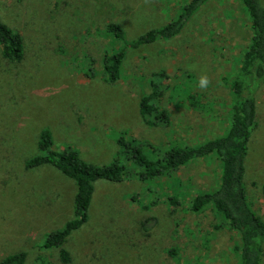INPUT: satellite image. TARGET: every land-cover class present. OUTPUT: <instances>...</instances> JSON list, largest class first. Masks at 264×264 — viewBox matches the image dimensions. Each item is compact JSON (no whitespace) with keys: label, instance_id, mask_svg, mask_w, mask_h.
<instances>
[{"label":"rangeland","instance_id":"obj_1","mask_svg":"<svg viewBox=\"0 0 264 264\" xmlns=\"http://www.w3.org/2000/svg\"><path fill=\"white\" fill-rule=\"evenodd\" d=\"M184 2L0 0V18L24 45L19 62L0 52V259L21 251L23 264H237L235 231L210 204L189 208L196 194L217 186V157L142 180V167L114 141L132 137L144 153L161 157L174 144L226 130V84L251 36L238 0H207L178 35L127 48L114 82L101 68L104 52L122 46L104 35L105 23H118L130 39L174 18ZM150 81L160 87L153 104L168 111L167 125L138 112ZM183 89L200 107L185 104ZM254 98L243 183L250 208L264 221V83ZM43 128L51 133V149L71 146L94 164L117 159L126 171L120 181L95 183L86 221L61 245L69 255L64 262L58 247L43 241L72 218L75 185L52 165H24L38 153Z\"/></svg>","mask_w":264,"mask_h":264},{"label":"trees","instance_id":"obj_2","mask_svg":"<svg viewBox=\"0 0 264 264\" xmlns=\"http://www.w3.org/2000/svg\"><path fill=\"white\" fill-rule=\"evenodd\" d=\"M207 0H185L174 18L164 24L149 28L135 37L127 39L122 27L113 21L104 25V35L120 40L122 46L101 56V68L108 82L118 79L121 64L127 48H134L158 39L178 35L187 20ZM249 22L251 36L245 46L231 80L227 82L230 96V117L226 130L214 137L198 142L174 144L161 157L144 153L134 138L129 140L117 135L115 143L128 151L131 159L142 171L140 179L153 178L160 173L173 172L180 166L213 153L220 162V174L214 189L196 194L190 202V210L198 211L210 204L213 212L226 221L227 227L235 231L237 242L233 251L238 257L237 264H263L264 221L249 205L244 187V159L247 152L250 129L255 117L254 93L264 83V5L261 0H238ZM0 52L9 62H19L24 56L22 36L0 18ZM150 92L142 94L138 101V112L164 125L169 123L168 111L153 104L161 96L159 85L150 81ZM171 90V89H170ZM170 92V91H169ZM179 92V91H178ZM180 93V92H179ZM185 104L196 105L195 94L183 89ZM180 95V94H179ZM178 95V96H179ZM169 100L173 101L170 93ZM196 102V103H195ZM193 103H195L193 105ZM202 107V106H201ZM52 138L47 128L39 130L38 153L24 161L27 168L49 164L70 178L75 191L72 198L73 216L60 229L46 234L43 246L58 247L60 261H68L67 251L61 247L65 237L80 227L87 218L86 211L98 180L120 181L125 175L124 166L117 159L105 164H94L82 159L78 151L65 146L61 150L51 149ZM152 151V150H151ZM264 194V186L262 187ZM174 200L173 197L169 198ZM172 255L173 252H170ZM24 252L8 254L0 259V264H23Z\"/></svg>","mask_w":264,"mask_h":264},{"label":"clouds","instance_id":"obj_3","mask_svg":"<svg viewBox=\"0 0 264 264\" xmlns=\"http://www.w3.org/2000/svg\"><path fill=\"white\" fill-rule=\"evenodd\" d=\"M207 83H208L207 79L205 77H202L200 80V85L204 87L207 85Z\"/></svg>","mask_w":264,"mask_h":264}]
</instances>
